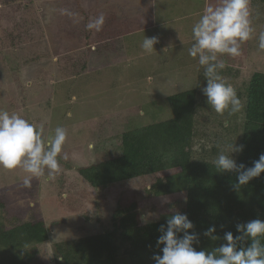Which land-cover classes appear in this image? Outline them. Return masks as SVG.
<instances>
[{
	"label": "trees",
	"instance_id": "trees-1",
	"mask_svg": "<svg viewBox=\"0 0 264 264\" xmlns=\"http://www.w3.org/2000/svg\"><path fill=\"white\" fill-rule=\"evenodd\" d=\"M24 1L26 0L9 1V7L19 15L24 10ZM159 1L160 6H155L156 0H146L139 4L137 2L140 14H144L146 19V25L143 22L144 26L139 28L134 26L136 23L132 22L131 17L121 16L120 12L104 17V24L98 32L86 28L91 21L89 13H84L83 28L80 25L81 20L75 17L65 18L66 24L69 25L60 22L57 26H51L48 34L54 38L53 43L57 44L58 37L71 35L79 41V45L73 48L55 47L52 50L54 55L44 52L40 58L51 61L47 72L62 74L70 70L67 60L76 62L71 69L74 73L70 76L73 77L85 72L88 66L93 68L98 64L110 65L111 52L105 49L107 45H101L102 40L120 37L119 42H122L132 35H146L151 32L156 22L155 15L160 12L165 2ZM249 3L264 13V0H249ZM2 5L7 8L5 2H2ZM151 8L157 12L155 15ZM97 10L100 8L97 7L92 12L95 17ZM171 11L173 12L172 9ZM171 13L170 19L175 20L178 16L187 14L180 11ZM187 15L186 18H192L197 14ZM162 16L164 18L160 17L159 20H168L166 14ZM13 17L18 19L16 15ZM258 22L264 23V14L258 18ZM0 24L1 30L6 31L7 38L19 41L10 28H6V21H0ZM251 24L253 27L254 22ZM105 32L111 37L102 35ZM39 37L42 38L41 33ZM3 41L4 39H0L1 52ZM14 43L8 48L17 49L23 45ZM118 45H115L116 50L122 48ZM246 45H250L248 49L256 50L258 37L252 35ZM22 47L26 48V45ZM33 49L36 52L31 56L38 60L41 51ZM139 51L142 53L143 49L139 47ZM53 57L56 58L54 62ZM196 65V74L199 75L195 77L197 84L167 97V107H157L155 100L151 102L152 105L142 104L144 110L146 107L148 110L155 108L157 112H146L143 117L139 116L143 107L135 109L138 111L135 115L139 119H145L146 124L141 126H132L131 120L127 118L124 129L108 136L104 135L105 130L103 132L100 129L99 118L90 121L89 127L82 123L84 120L75 125V119L74 122H69L67 129L65 127L68 126L63 123L66 115L63 114L64 119L58 125L66 129L67 139L58 157L60 176L50 181L34 177L31 187L25 188L23 180L28 174L21 176L20 168H0V186L3 187L0 192V264H41L43 256L36 249L49 242H52L54 264H154L153 255L159 254L160 248L163 247L157 246L156 243L161 235L160 226L165 225L166 220L177 211L186 214L193 223L194 228L188 231L199 234V243L193 245L197 251L220 246L224 243L225 232L231 231L234 237L239 235L236 231L237 224L253 219L264 220V172L237 190L233 187L237 174L234 171L218 172L214 166V160L220 150L230 143L244 146L242 152L232 154L238 165L243 163L246 167H251L253 161L258 160L260 154L264 153V71L253 73L245 83L235 87L232 82L239 72L225 63L226 66L220 71V75L236 89L243 108L232 116H228L227 112L221 116L206 103V97L201 91L206 86L204 69L198 62ZM19 75L18 71L15 79L17 83L21 82ZM41 80L42 77H39V81ZM56 85L57 83H52L49 99L43 98L48 102V106L51 101L57 102L60 97V101L63 100L62 90H55ZM30 89L34 88L29 87V91ZM20 101H24V95L22 100L17 99V102ZM199 116L201 120H197ZM45 125L47 126L46 122ZM214 132H218V135H214ZM112 141L116 145L108 143ZM196 141L202 142V145L194 150ZM89 143L95 144V147L89 148ZM105 143H108L110 149L104 148ZM78 145L81 148L78 149ZM99 145H102L101 150ZM83 149L91 153H84ZM64 153L68 154L67 160L62 159ZM72 153L78 154L73 157ZM90 157H93L94 161L90 162ZM202 158L206 161L200 160ZM140 178L144 179L140 190L129 191V187L137 186ZM43 182L52 189L49 191L52 197L48 201L52 203L53 199V203H56L53 208V205L47 206L44 203L48 198L44 199L43 204L47 207L45 212L40 210L38 196L41 192L39 184ZM87 189L92 190L93 194H98L99 200H105L108 195L116 193L115 207L105 218L99 210L90 209L91 207L90 211L83 212L84 208L78 203V197L80 193L86 196ZM45 193L41 192V195ZM105 193L108 195L103 197ZM176 195L178 197L174 200H167ZM149 199H157L164 208L157 210L150 206L146 213L150 214L151 211L156 216L162 215V218L156 223L139 226L138 216ZM58 206H61L62 211L57 209ZM76 210L77 213L74 214ZM48 219L49 224L46 222ZM69 220H73L77 226L80 224V229L86 233L71 241L55 240L51 236V228L64 227V224H69ZM74 224L71 227L75 229ZM211 225L216 226L214 235L219 237L215 241L203 236V232ZM261 241L264 242V237H261Z\"/></svg>",
	"mask_w": 264,
	"mask_h": 264
},
{
	"label": "rangeland",
	"instance_id": "rangeland-1",
	"mask_svg": "<svg viewBox=\"0 0 264 264\" xmlns=\"http://www.w3.org/2000/svg\"><path fill=\"white\" fill-rule=\"evenodd\" d=\"M9 1L12 2L14 0H0V21H6V28L9 27L14 35L19 38V41H12L7 38L5 36L6 31H2L0 27V39H4L3 50L2 52L0 51V110L8 111L10 114H19L34 124L41 131L44 139H47L48 134L50 135L54 128L59 126V123H62L63 114L66 115L63 121L65 126L77 119L74 123L75 125L84 120L82 123L89 127L90 121H96L99 118L98 122H101L100 129L103 132L104 130L106 131L104 135L113 136L125 128L127 118L131 120L132 126L137 125L138 127L146 124L144 122L145 119H139L135 115V112H138L135 109L143 107L139 112L140 117L142 115L146 116L150 112L157 113L155 108L148 110V107H146L144 110V105L142 104L152 105L151 102L155 100L157 101V107H163L164 105L165 108L167 107V97L184 91L188 86H195L197 84L195 77H199L198 73L196 74L198 58L191 57L188 51L193 43L192 27L209 4L214 5L219 2V0H165L158 14L155 15L157 12L154 11V8H151V12L156 16V22L153 24L152 31L145 36L158 38V43L154 45V50L151 53L144 50L142 53L139 51L144 38L141 33L135 36L132 35V37L126 38L122 42H119L120 37L116 39L106 38L102 40L101 45L108 46L105 49L107 52H111L109 58L111 64H98L93 66V68L88 66L85 72L73 77L70 75L74 73V71H71L76 65L74 60H67L70 70L62 74H56L47 72L51 61H44L40 58L45 54L44 52L54 55L52 50L55 47V49L62 47L73 48L79 45V41L71 35L58 37V41L56 40L57 44L53 43L54 38L52 39V36L50 37L48 34L51 26H57L60 22L66 24L65 18L75 17L81 20L80 25L83 28L84 13L91 14L92 19L95 17L92 12L98 7L100 10H97L96 17L101 14L106 17L108 14L120 12L121 16L131 17L132 22L136 23L134 26L139 28V26H144V23L146 25V19L144 14L143 16L140 14L137 6L140 2H146V0H26L23 2L24 10L19 15L10 9ZM2 2H5L7 8L3 7ZM158 3L160 1L156 0L155 6ZM158 5L160 6V4ZM175 11L197 15L192 18H186L188 15L184 14L181 15L183 17H176V20L170 19L169 14L171 12L173 14ZM249 11L251 23L254 22L253 35L257 38L259 33L264 31V23L258 22V18L261 15L263 16L264 13L250 3ZM164 14L168 16V20H159L160 17L164 18L162 16ZM13 15H16L18 19H14ZM40 33L42 34L41 39L39 37ZM102 35L111 37L108 32L102 33ZM167 37H171V39ZM48 40H51V42ZM14 42H19V44H23L22 46L26 45V48L22 46L17 49L16 47L8 48L15 44ZM118 44L122 46L120 50L119 48H117L118 50L115 49V45ZM249 46L246 45V42L242 43L239 56L231 57L225 55L220 57L230 68L238 70L239 73L235 81L232 82L235 87L245 83L253 73H262L264 71V50L259 48L256 50L248 49ZM118 47L120 46L118 45ZM33 48L41 51L38 60L31 56L36 52ZM73 53L75 54V50ZM53 59L54 62L56 58L53 57ZM18 71L21 77L20 83L15 81ZM39 77H42L41 81H39ZM53 82L57 83L55 90H62L63 100L60 101V97L57 102L51 101L48 106V102H45L43 98L47 97L49 99L50 94H52L51 85ZM25 84H29L34 89H30L28 92ZM59 84L61 85L58 86ZM6 91L7 93H5ZM22 95H24V101L17 102V99L22 100ZM57 103L62 105L59 106ZM47 120L49 121L47 122ZM197 120H201V117L199 116ZM65 128L68 129L69 126ZM215 134L218 135V132H214ZM108 143H111L112 146L116 145L114 141ZM108 143H105L104 148L108 147ZM196 143L195 148L202 145V142L196 141ZM94 145L89 143V148H94ZM79 148H81L80 145H78ZM98 148L101 150L102 145H99ZM108 149L110 147L106 150ZM83 151L84 153L90 152L86 149H83ZM77 154L72 153V156L76 157ZM90 159V162L94 161L93 157H90ZM19 174L22 176L27 173L20 168ZM56 176H60V173H56ZM10 178L12 177L10 176ZM38 178L40 180L44 179V181L45 179H47L46 181L51 180L46 169L44 174ZM143 181V178L138 179L137 186L129 187L128 190L134 189V192H137L143 186ZM10 184H12V181H10ZM39 185L41 186V192H46L44 195H41V192L38 193L41 212L47 210V207L43 204L46 198L48 199L44 203L47 206L53 205V208H55V201L54 203L53 199L51 200L52 203L48 201L52 197V194H49L52 189L50 190V187L44 182ZM2 189L3 187L0 186V192L3 191ZM113 192L115 191L113 190ZM93 193L90 189H87L86 196L84 193H80L81 198L76 196L79 199L78 203L83 206V212L85 210L90 211L89 207H91L90 209L99 210L102 217L105 218L115 207L116 193L113 195L105 193L103 197L108 195L105 200H99L98 194ZM76 197L74 196V198ZM177 197L176 195L167 200L172 201ZM9 199L12 200L10 195ZM156 200L149 199L148 204L143 206L140 216L150 206L157 210H163V205ZM57 209L62 211L61 206H58ZM76 213L77 210L74 214ZM149 215L151 218L156 216L152 212ZM160 216L162 215H157L156 219H159ZM144 217L145 215H142V218ZM46 222L49 224V219ZM73 224V220H69V224H64V227H52L50 230L51 236L55 240L63 242L83 236L85 230L80 229V224L79 226L74 224V229L71 227ZM51 243H45L36 249L43 256L41 264H54V252L51 249Z\"/></svg>",
	"mask_w": 264,
	"mask_h": 264
},
{
	"label": "clouds",
	"instance_id": "clouds-1",
	"mask_svg": "<svg viewBox=\"0 0 264 264\" xmlns=\"http://www.w3.org/2000/svg\"><path fill=\"white\" fill-rule=\"evenodd\" d=\"M103 24L104 16L101 14L92 18L86 28L98 32ZM253 32L249 0H219L214 5L209 4L192 27L193 43L188 50L189 55L198 58L199 65L204 69L206 86L201 91L207 105L218 115L224 116L227 112L228 116H232L243 108L236 89L220 75L226 66L220 57L239 56L241 44L251 39ZM157 43V37L144 35L141 47L151 53ZM258 48L264 50V31L259 33ZM25 86L29 92L30 85ZM66 139L67 131L62 126H57L44 139L41 131L19 114L0 110V168H22L28 174L23 180L25 188L31 187L32 178L43 175L45 169L48 170L49 179L55 178V174L60 171L58 157ZM195 145L194 150L197 149ZM243 147L235 143L227 144L214 160L218 172L234 171L237 174L233 185L237 190L264 172V153L253 161L251 167L236 163L232 154L242 152ZM68 158V154L64 153L62 159ZM200 160L206 161L205 158ZM140 214L137 221L139 226L156 223L162 218L156 219L155 216L152 220L148 213L142 214L144 218ZM193 228L186 214L177 211L171 215L166 224L160 226L161 235L156 243L163 247L159 254L153 255L154 264H264V242L261 241V237H264V220L253 219L237 224L239 235L234 237L231 231L225 232L224 243L211 250L197 251L193 247L194 243H199V234L188 231ZM215 232L216 226L211 225L203 232V236L215 241L219 239L214 235Z\"/></svg>",
	"mask_w": 264,
	"mask_h": 264
}]
</instances>
